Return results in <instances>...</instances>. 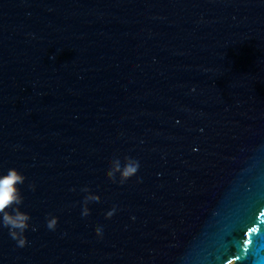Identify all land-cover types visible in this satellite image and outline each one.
Masks as SVG:
<instances>
[{
    "label": "water",
    "instance_id": "1",
    "mask_svg": "<svg viewBox=\"0 0 264 264\" xmlns=\"http://www.w3.org/2000/svg\"><path fill=\"white\" fill-rule=\"evenodd\" d=\"M11 167L0 264H264V0H0Z\"/></svg>",
    "mask_w": 264,
    "mask_h": 264
},
{
    "label": "clouds",
    "instance_id": "2",
    "mask_svg": "<svg viewBox=\"0 0 264 264\" xmlns=\"http://www.w3.org/2000/svg\"><path fill=\"white\" fill-rule=\"evenodd\" d=\"M140 167L139 161L131 157H114L111 161L107 176L113 181L116 180V174L119 173V182L124 183L134 176ZM26 177L17 168L11 167L6 174L0 175V224L9 229V234L12 239L16 240L18 247H24L27 244L25 231L29 228L30 214L22 211L20 205L23 202L18 185L24 183ZM139 182V178L138 181ZM34 188V185H32ZM82 191L87 195L84 197V206L82 215L87 216L90 212L88 203L90 201H99L100 196L97 193H92L87 186ZM117 210V206L106 213L107 217H111ZM57 216H50L47 219V228L55 230L58 224ZM102 227L96 229L97 233H101ZM35 230V229H33Z\"/></svg>",
    "mask_w": 264,
    "mask_h": 264
}]
</instances>
